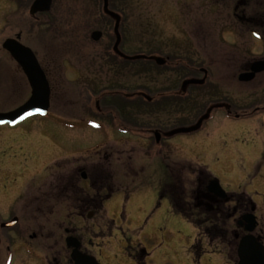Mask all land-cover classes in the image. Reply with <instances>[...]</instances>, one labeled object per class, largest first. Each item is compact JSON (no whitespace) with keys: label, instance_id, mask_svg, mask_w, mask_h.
Returning a JSON list of instances; mask_svg holds the SVG:
<instances>
[{"label":"rangeland","instance_id":"rangeland-1","mask_svg":"<svg viewBox=\"0 0 264 264\" xmlns=\"http://www.w3.org/2000/svg\"><path fill=\"white\" fill-rule=\"evenodd\" d=\"M87 8L85 4L81 11ZM120 8L119 50L129 56L184 61L181 33L216 26L215 13L206 0H122ZM58 10L57 4L38 21L29 20L23 29L22 42L34 51L46 73L50 108L44 117L0 127V205L6 201L24 212L22 205L33 204L34 219L43 221L45 236L49 235L46 253L62 250L59 231L71 226L85 243H93L94 253L106 264H134L133 260L140 264H229L227 249L209 255L204 240L206 253L200 259L192 255L196 229L172 212L169 202L159 198V191L169 173L184 194L182 199L192 206L197 179L209 172L225 193L251 199L259 223L256 233H264V115L244 122L216 115L199 131L167 140L170 129L189 125L182 121L184 115L113 109L119 97L152 102L158 96L155 92L168 84L170 74L157 73L148 60L120 67L114 61L113 66L106 64L101 46H92L89 39L94 29H111L109 22L108 28L103 25L107 20L101 19L102 13L97 19L77 18L73 46L61 54L58 34L64 25L57 20ZM24 15V9L0 0V41L18 32V18ZM199 48L206 52L200 60L205 58L212 77V48ZM29 96L20 69L0 51V113L15 109ZM106 104L111 111L104 109ZM127 114L134 115L130 116L136 123L132 130L125 124ZM155 126L162 127V133L152 129ZM154 132L161 135L158 143ZM69 182L74 184L67 190ZM28 211L23 218H31ZM90 212L93 216L88 219ZM237 218L229 222L231 229H237Z\"/></svg>","mask_w":264,"mask_h":264},{"label":"flooded vegetation","instance_id":"flooded-vegetation-1","mask_svg":"<svg viewBox=\"0 0 264 264\" xmlns=\"http://www.w3.org/2000/svg\"><path fill=\"white\" fill-rule=\"evenodd\" d=\"M1 1L14 4L19 10L24 9L25 12V18H18V20L20 19L17 22L20 25L18 32L0 41V51L9 57V53L2 47L4 41L6 39L16 40L21 45L28 47L22 42L23 29L28 26V21H38L50 13L52 8L58 4L57 20L63 21L64 25L58 34L62 40V45L58 48L61 54H67L68 49L73 46V37L77 32V27L74 25L75 20L84 17L97 19L102 13L101 19H103L102 17L108 18L112 25L111 29L104 31L102 28H97L91 31L89 35L91 45L99 44L101 46L102 55L107 59L106 64L114 61V65L120 67L122 63H136L138 61L134 59L137 56L136 54L129 56L125 54L123 49L119 50L122 42V35L119 30L123 16L120 8L122 0H107L108 11L120 18L117 29L120 42L117 51L114 50L117 40L114 32L116 20L104 12V0H52L49 12L37 13L34 16L29 15V8L34 0ZM189 1L187 0L188 3ZM206 1L213 8L216 26L214 28L197 27L184 30V33H181V47L186 51L184 61H177L176 57H166L165 66L167 62L169 66H166L165 73L170 75L168 76V84L164 88V94L160 97L165 98L168 104L164 111H158L168 114L180 113L185 117L182 118V121L189 122L187 126L179 124V126L170 129L166 133L167 140L176 134H191L199 131L207 121L216 115L223 116L224 120L231 122H244L250 119L253 120L256 115H264V0ZM85 4L88 6L87 10L81 11ZM201 9L203 10V7ZM107 24L108 21H104L103 25L106 26ZM106 28H108V25ZM94 31L101 33L99 40L96 42L91 40V34ZM200 46L205 49L206 47L208 49L212 48L213 55L212 58H209L211 61L210 66L214 68L212 77H210V70L205 68L206 62L203 57H205L206 52L203 49L201 50ZM201 56L203 57L200 60ZM35 57L44 71L36 55ZM254 64H258L256 66L258 70H252ZM250 76L251 78H249ZM188 81H203V83L184 85ZM148 102H151L150 98H148ZM198 122H200V125L196 130L187 133H174L177 130L194 128ZM159 128L162 133L163 128ZM226 131L224 130V132ZM158 135L160 140L161 135ZM168 167L166 165L167 171H171L172 167ZM207 173L209 179L205 184V192L196 196L193 195V191L191 192V199H194L192 200V206H189L184 198H180L179 188L173 184V177L169 173L167 181H170L168 185H171V190L168 191L169 194L166 198L160 199L167 200L172 212L181 216L196 229L198 236L191 246L192 251L190 250L195 258L200 259L206 253L202 248V241L204 240L209 255L227 249L228 253L224 252L228 263L231 264V261L235 260L233 264H237L238 244L246 235L245 225L239 226L238 223L244 215L254 214L256 207L249 198L248 202L246 200L241 203L237 200L233 201L234 198L232 197L235 193H225V199H219L209 193L207 190L208 184L216 179L209 172ZM86 179H88L87 176L84 180ZM2 190H6V187H3ZM181 195L184 197L183 193ZM232 203L233 206H231ZM175 207L185 210L186 213L188 212L187 214L192 216L194 220H189L182 214L175 213ZM220 207L223 209L220 210ZM13 208L14 206L6 201L0 205V264H75L72 258L73 248L68 247L66 243V239L71 237L78 240V250L82 256L93 257L98 264H106L105 262L102 263V259L94 253L93 243L89 240L85 243L83 237H80L75 228L71 226L63 227L59 231L58 244H61L60 248L62 250L54 253L51 250L46 253L45 240L48 239L49 235L45 236L43 221L37 218L34 219L36 210L33 209V204L22 205L21 208L24 212ZM28 209L31 218L25 219L23 218L24 213ZM252 209H254L253 212ZM3 214L6 216H2ZM236 215H238L237 220H235L237 229H231L228 224L234 220ZM14 219L16 221L12 224ZM258 225L257 221V227L252 235L256 242L264 247V233H256ZM219 233L221 234L219 235ZM133 261L134 264H140L137 260Z\"/></svg>","mask_w":264,"mask_h":264},{"label":"water","instance_id":"water-1","mask_svg":"<svg viewBox=\"0 0 264 264\" xmlns=\"http://www.w3.org/2000/svg\"><path fill=\"white\" fill-rule=\"evenodd\" d=\"M51 3L52 0H34L29 8V15L34 16L37 13L48 12L50 10ZM107 6V0H104V12L116 20L114 32L117 36V40L114 45V50L117 51V47L120 42V37L117 32L120 18L117 15L109 12ZM100 36V32H93L91 34V39L92 41L96 42L99 40ZM2 47L9 53L10 57L22 70L31 89V94L29 99L21 106L10 112L0 113V126L6 125L9 127H14L33 116H45L48 113L50 107V87L46 76L40 68L33 52L29 48L18 43V41L10 39L5 40ZM134 59H145V57L136 56ZM148 59L154 61V63L159 67L165 64V61L159 57H149ZM256 66H258V64L253 65V71L258 70L256 69ZM251 76L249 78H251ZM202 83L203 81H188L184 85ZM199 125L200 122H198L194 128L177 130L174 131V133L191 132L196 130ZM155 140L157 143L159 142L158 134H155ZM82 177L83 179L86 178L84 173H82ZM207 190L209 193L215 195L219 199H225L226 197L225 192L222 190L217 180L210 181ZM253 211L254 209H252V212ZM91 217L92 213H89L88 219ZM15 221L16 220L14 219L12 224ZM242 224L245 225L244 230L247 234L240 240L238 244L237 264H264V247L257 243L252 235L255 228L257 227L256 217L253 215V213L246 214L238 223L239 226ZM66 243L68 247L73 248L72 258L75 264H97L94 258L85 257L79 253L78 240L75 238H68L66 239Z\"/></svg>","mask_w":264,"mask_h":264},{"label":"trees","instance_id":"trees-1","mask_svg":"<svg viewBox=\"0 0 264 264\" xmlns=\"http://www.w3.org/2000/svg\"><path fill=\"white\" fill-rule=\"evenodd\" d=\"M106 18V17H105ZM104 18V19H105ZM105 20H107L108 22H109V19L108 18H106ZM110 24V23H109ZM151 66H153V68L155 69V71L157 72V73H162V72H165L166 71V66H163V67H156L152 62H148ZM126 64V63H125ZM149 65V66H150ZM161 70V71H160ZM163 70V71H162ZM155 93H157L158 94V96L157 97H154L153 98V101L152 102H147V101H145V100H143L141 97H139L137 100H126V99H124V98H121V97H119L116 101H115V103H114V106L116 107V109H113L115 112H117L118 110H120L121 108H135V109H137V111H138V114H140V113H148V112H150V111H156V112H160V111H158V110H161V111H164V108L167 106V100L165 99V98H163V97H160V96H163V94H164V89L163 90H159V91H157V92H155ZM160 97V98H159ZM105 101V100H104ZM158 104V105H157ZM104 107V109H107V110H109V111H111V108H109L108 107V105L106 104L105 106H103ZM128 116H129V118H128V120L125 122V124L129 127H131V130H132V128H134V126H135V124L136 123H134L133 122V117H131L130 118V116H134V115H132V114H127ZM160 126H155V127H153L152 129H160L159 128ZM148 128H150V127H148ZM131 132V131H130ZM201 172V174H202V172H203V170H201L200 171ZM107 177V180L109 179V177L108 176H106ZM209 179V174L208 173H206V176H199L198 177V179H197V185H196V188H195V190L193 191V195H197V194H199V195H202V193H204L205 192V184H206V182H207V180ZM72 184H74V183H71V182H69V185L67 184L66 185V189L67 190H69V188H71L72 187ZM171 185L169 184L168 185V181L167 182H165V184L161 187V189H160V191H159V198H166V196H167V194H169V192L168 191H170L171 189ZM179 196H180V198L182 199V197H181V193H179ZM73 198H75V197H73ZM109 198V195H107L106 197H105V199H108ZM232 198H234L233 199V201L234 200H237V202H239V199H243V201L242 202H245V200L248 202V198H246V197H244V195H240V194H237V195H233V197ZM77 200H75V202H76ZM239 203H241V202H239ZM223 208L222 207H220V210H222ZM174 212L175 213H180V214H182L185 218H187V219H189V220H192L193 219V217L192 216H190V215H188L186 212H185V210L183 211L182 209H177V207H175L174 208ZM222 214H223V212H222ZM194 220V219H193ZM222 233V232H221ZM221 233H219V235L221 234Z\"/></svg>","mask_w":264,"mask_h":264},{"label":"snow or ice","instance_id":"snow-or-ice-1","mask_svg":"<svg viewBox=\"0 0 264 264\" xmlns=\"http://www.w3.org/2000/svg\"><path fill=\"white\" fill-rule=\"evenodd\" d=\"M95 126V125H94Z\"/></svg>","mask_w":264,"mask_h":264}]
</instances>
